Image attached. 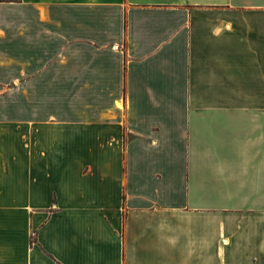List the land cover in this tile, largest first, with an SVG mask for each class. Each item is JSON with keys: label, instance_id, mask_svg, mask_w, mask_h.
<instances>
[{"label": "crops", "instance_id": "crops-1", "mask_svg": "<svg viewBox=\"0 0 264 264\" xmlns=\"http://www.w3.org/2000/svg\"><path fill=\"white\" fill-rule=\"evenodd\" d=\"M0 264H264V0L0 2Z\"/></svg>", "mask_w": 264, "mask_h": 264}, {"label": "trees", "instance_id": "trees-1", "mask_svg": "<svg viewBox=\"0 0 264 264\" xmlns=\"http://www.w3.org/2000/svg\"><path fill=\"white\" fill-rule=\"evenodd\" d=\"M19 0H0V2H18Z\"/></svg>", "mask_w": 264, "mask_h": 264}]
</instances>
